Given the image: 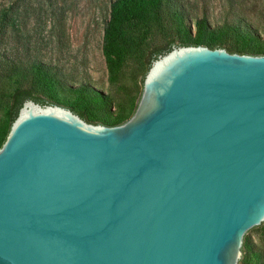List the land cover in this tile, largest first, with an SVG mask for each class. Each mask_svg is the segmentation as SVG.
<instances>
[{
    "label": "water",
    "instance_id": "95a60500",
    "mask_svg": "<svg viewBox=\"0 0 264 264\" xmlns=\"http://www.w3.org/2000/svg\"><path fill=\"white\" fill-rule=\"evenodd\" d=\"M264 224V56L181 46L133 117L26 100L0 149V264H241Z\"/></svg>",
    "mask_w": 264,
    "mask_h": 264
},
{
    "label": "rangeland",
    "instance_id": "374dc122",
    "mask_svg": "<svg viewBox=\"0 0 264 264\" xmlns=\"http://www.w3.org/2000/svg\"><path fill=\"white\" fill-rule=\"evenodd\" d=\"M112 1L0 0V15H14V26L9 29L5 39H0V51L8 53L16 61L27 63L40 60L56 66L71 86L86 83L109 95L114 116L130 102L138 107L147 73V66L144 65L146 55L153 48L165 44L169 36L154 28L144 48L131 54L112 77L102 49L104 26L109 19ZM179 2L185 8L187 24L194 31L197 18L206 16L213 27L219 26L237 17L233 13L235 10L257 34L264 36V0ZM32 87L29 79L11 77L0 70V125L8 119L13 92L17 88ZM60 93L63 99L70 98L69 93ZM245 242L264 257V224L245 235L242 257Z\"/></svg>",
    "mask_w": 264,
    "mask_h": 264
},
{
    "label": "trees",
    "instance_id": "16d2710c",
    "mask_svg": "<svg viewBox=\"0 0 264 264\" xmlns=\"http://www.w3.org/2000/svg\"><path fill=\"white\" fill-rule=\"evenodd\" d=\"M233 13L237 17L214 27L206 16L197 18L194 31L187 24L186 11L179 0H114L104 26L102 49L107 68L114 77L131 54L144 48L154 28L167 33L169 38L165 44L153 48L146 55L144 65L147 66V73L152 63L173 47L204 46L210 49L224 48L232 54L264 56V36L257 34L235 10ZM13 18L11 13L0 15V39H5L9 29L14 26ZM0 70L11 77L27 78L33 85L32 88H17L13 92L8 119L0 125V149L26 100L41 105H63L88 123L110 127L127 122L137 108L130 102L114 116L109 95L86 83L71 86L58 67L40 60L24 63L0 51ZM61 91L69 93L70 98L63 99ZM240 262L264 264V257L245 242Z\"/></svg>",
    "mask_w": 264,
    "mask_h": 264
}]
</instances>
